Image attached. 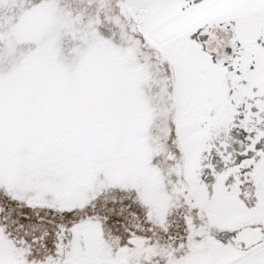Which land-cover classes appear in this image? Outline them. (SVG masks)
I'll return each mask as SVG.
<instances>
[{"label":"snow or ice","instance_id":"obj_1","mask_svg":"<svg viewBox=\"0 0 264 264\" xmlns=\"http://www.w3.org/2000/svg\"><path fill=\"white\" fill-rule=\"evenodd\" d=\"M0 264H264V0H0Z\"/></svg>","mask_w":264,"mask_h":264}]
</instances>
